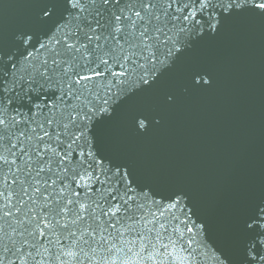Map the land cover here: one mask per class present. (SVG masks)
<instances>
[{
    "label": "snow or ice",
    "instance_id": "snow-or-ice-1",
    "mask_svg": "<svg viewBox=\"0 0 264 264\" xmlns=\"http://www.w3.org/2000/svg\"><path fill=\"white\" fill-rule=\"evenodd\" d=\"M0 44V264H264V196L225 235L191 190L104 145L124 106L264 0H40ZM193 66L185 93L211 88ZM176 102L174 92L162 103ZM138 135L162 126L134 117Z\"/></svg>",
    "mask_w": 264,
    "mask_h": 264
},
{
    "label": "water",
    "instance_id": "water-1",
    "mask_svg": "<svg viewBox=\"0 0 264 264\" xmlns=\"http://www.w3.org/2000/svg\"><path fill=\"white\" fill-rule=\"evenodd\" d=\"M40 0H0V44L30 27ZM193 66L211 88L185 93ZM169 92L176 102L162 103ZM158 113L160 127L138 135L133 117ZM105 147L162 187L182 186L217 223L223 238L243 204L264 196V21L236 19L182 58L158 85L132 98L103 131Z\"/></svg>",
    "mask_w": 264,
    "mask_h": 264
}]
</instances>
